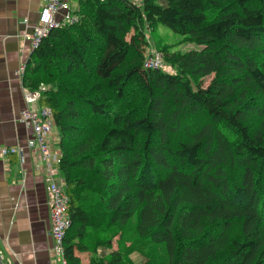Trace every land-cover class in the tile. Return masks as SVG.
I'll return each instance as SVG.
<instances>
[{
  "label": "trees",
  "instance_id": "16d2710c",
  "mask_svg": "<svg viewBox=\"0 0 264 264\" xmlns=\"http://www.w3.org/2000/svg\"><path fill=\"white\" fill-rule=\"evenodd\" d=\"M74 12L22 76L58 130L66 264H264V0H76ZM145 23L201 48L155 46L176 72L146 68Z\"/></svg>",
  "mask_w": 264,
  "mask_h": 264
},
{
  "label": "crops",
  "instance_id": "0c3cea01",
  "mask_svg": "<svg viewBox=\"0 0 264 264\" xmlns=\"http://www.w3.org/2000/svg\"><path fill=\"white\" fill-rule=\"evenodd\" d=\"M76 9V0H70ZM42 0H0V148L22 145L16 154L0 155V255L3 264H61L51 254L47 190L39 151L26 147L32 128L19 119L25 107L17 70L31 53V31ZM33 107H35L33 105ZM54 129V128H53ZM50 165L58 169V130L49 136Z\"/></svg>",
  "mask_w": 264,
  "mask_h": 264
},
{
  "label": "built area",
  "instance_id": "2783aa9c",
  "mask_svg": "<svg viewBox=\"0 0 264 264\" xmlns=\"http://www.w3.org/2000/svg\"><path fill=\"white\" fill-rule=\"evenodd\" d=\"M139 1V0H134ZM77 20L74 16L70 0H42L41 10L31 31L24 37L30 41L31 52L37 47L42 37L51 28L59 27L65 23H73ZM26 64V62H25ZM25 64L17 70L20 77V88L25 107L19 112V119L32 128V135L27 138L26 147L33 151H39L43 162V179L47 190V205L49 209V233L52 238L51 254L61 264H66L64 256V236L70 226L68 215L69 197L65 185L56 176L55 169L50 165L51 153L49 150V136L54 128L52 112L48 106H39V90H28L23 83ZM143 66L146 68L167 71V62L163 53L156 49L150 41L145 50ZM33 105L35 107H33ZM16 154L20 162L24 161L25 155L22 145L2 146L0 155ZM59 159L57 160V162Z\"/></svg>",
  "mask_w": 264,
  "mask_h": 264
},
{
  "label": "rangeland",
  "instance_id": "374dc122",
  "mask_svg": "<svg viewBox=\"0 0 264 264\" xmlns=\"http://www.w3.org/2000/svg\"><path fill=\"white\" fill-rule=\"evenodd\" d=\"M76 10V9H75ZM74 10V11H75ZM74 16L77 18L78 15L77 13L74 12ZM38 18V17H37ZM145 29L147 30V35L146 39L150 41V43L155 47L157 46L158 48H162L163 46H166L164 52L165 55L168 56V54L171 51H180L184 52L187 50H192V49H200L201 45L190 41L187 38L181 37L180 35L176 34L175 32L172 31L171 28L163 25V24H157L156 26H151L148 23H145ZM147 27V28H146ZM133 33L132 27L129 24H124L123 29H122V36L123 38L128 42L130 35ZM156 48V47H155ZM157 49V48H156ZM159 50V49H158ZM167 72H171L172 74H175V66H172L170 64V60L167 59ZM212 76H204L201 79V83L203 86H206L208 82L210 81ZM99 93V91L92 92L91 95H95ZM130 98V95L128 96ZM140 104V103H139ZM139 104H130L131 106L134 107V109L138 110V112L141 110ZM70 123L76 124V123H83L81 120H72ZM56 126H54V129ZM53 129V130H54ZM69 134V138H72V140H69L70 143L77 141L79 139V136L77 134V131L72 130V131H67ZM62 180V179H61ZM63 181V180H62ZM114 241V239H113ZM116 247L115 242H112L110 246H101L97 248L95 253L89 252V251H77L76 255L77 257L81 260L82 263H87L90 260V257H97L101 258L103 256H106L110 249ZM130 260L133 261L134 264H140L141 261L143 260L142 257L136 256L135 253L130 255ZM129 264V263H127Z\"/></svg>",
  "mask_w": 264,
  "mask_h": 264
},
{
  "label": "water",
  "instance_id": "95a60500",
  "mask_svg": "<svg viewBox=\"0 0 264 264\" xmlns=\"http://www.w3.org/2000/svg\"><path fill=\"white\" fill-rule=\"evenodd\" d=\"M0 264H3V263H2V257H1V255H0Z\"/></svg>",
  "mask_w": 264,
  "mask_h": 264
}]
</instances>
